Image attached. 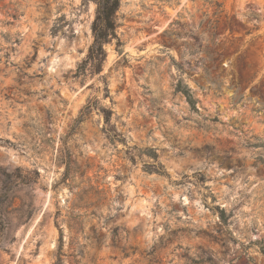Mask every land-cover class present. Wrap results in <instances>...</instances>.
Wrapping results in <instances>:
<instances>
[{
  "label": "rangeland",
  "instance_id": "374dc122",
  "mask_svg": "<svg viewBox=\"0 0 264 264\" xmlns=\"http://www.w3.org/2000/svg\"><path fill=\"white\" fill-rule=\"evenodd\" d=\"M98 7L0 0V264H264V0Z\"/></svg>",
  "mask_w": 264,
  "mask_h": 264
},
{
  "label": "trees",
  "instance_id": "16d2710c",
  "mask_svg": "<svg viewBox=\"0 0 264 264\" xmlns=\"http://www.w3.org/2000/svg\"><path fill=\"white\" fill-rule=\"evenodd\" d=\"M98 4H99L98 15L95 22L96 42H97L96 45L98 50L103 52L104 51L103 44L105 41H107L109 36L112 37L117 36L116 13L120 6V0H98ZM180 91H182V93L185 94L188 102L193 107H195L197 100L194 99L191 89L187 87Z\"/></svg>",
  "mask_w": 264,
  "mask_h": 264
}]
</instances>
